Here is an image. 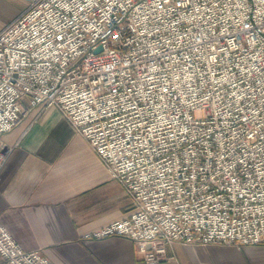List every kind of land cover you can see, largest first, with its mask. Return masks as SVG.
<instances>
[{"label": "built area", "instance_id": "2783aa9c", "mask_svg": "<svg viewBox=\"0 0 264 264\" xmlns=\"http://www.w3.org/2000/svg\"><path fill=\"white\" fill-rule=\"evenodd\" d=\"M0 30L2 136L56 107L130 199L90 236L144 264L264 244V0H28ZM7 264H53L0 221Z\"/></svg>", "mask_w": 264, "mask_h": 264}, {"label": "crops", "instance_id": "0c3cea01", "mask_svg": "<svg viewBox=\"0 0 264 264\" xmlns=\"http://www.w3.org/2000/svg\"><path fill=\"white\" fill-rule=\"evenodd\" d=\"M22 10L0 0V30ZM2 140L13 149L1 170L0 221L22 248L53 264H144L132 239L90 236L126 217L130 199L56 107L32 109ZM168 252L175 259L160 264H264V244L175 242Z\"/></svg>", "mask_w": 264, "mask_h": 264}, {"label": "rangeland", "instance_id": "374dc122", "mask_svg": "<svg viewBox=\"0 0 264 264\" xmlns=\"http://www.w3.org/2000/svg\"><path fill=\"white\" fill-rule=\"evenodd\" d=\"M15 4L19 5L22 9H25L29 2L28 0H14Z\"/></svg>", "mask_w": 264, "mask_h": 264}]
</instances>
